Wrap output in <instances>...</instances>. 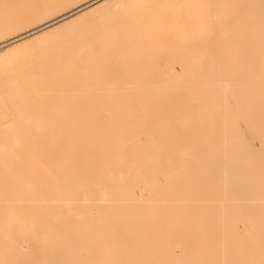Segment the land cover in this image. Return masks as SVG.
Masks as SVG:
<instances>
[{
	"label": "rangeland",
	"instance_id": "obj_1",
	"mask_svg": "<svg viewBox=\"0 0 264 264\" xmlns=\"http://www.w3.org/2000/svg\"><path fill=\"white\" fill-rule=\"evenodd\" d=\"M212 2L209 0H152L148 8L140 10L139 7L134 6L131 13L118 16L113 22V32L123 27L128 28L130 47L131 43L136 42L139 37L136 34L141 32L137 30V27L144 26L145 22L148 26L149 21L153 20L154 16L148 13L163 7L167 10V13L154 23L158 28L153 32H147V46L135 48L132 44L134 51L146 50L154 54L156 57L150 58L153 62L142 67L129 66L131 76L121 84L116 83L115 74L112 73L107 76L106 82L89 88L84 86L80 81L81 76L77 75L76 83L71 87V93L76 96V100L48 96L6 97L5 99L0 96V110L3 107V111H0V114L3 112L0 115L2 116L0 124L4 126L9 121L13 123L9 127L7 124L8 128L0 125L2 128V130L0 128V198H2L0 199V208H2L0 209V226L6 228L5 233L9 236L15 235L14 229L17 226L30 224L31 228H38L37 232L47 234L48 240L51 241L53 236L58 237L55 240H59L62 233L63 235L77 233L81 225H79L78 212H75L76 218L72 217L70 225L64 226L63 223H57L58 229L51 231L53 224L46 225L42 210L26 207V200H18L17 193L13 191L16 181L21 183L31 176L29 165L31 157L29 146L31 145L25 143L27 139H30L31 115L47 117V120L51 121L50 129L56 128L50 137L60 141L61 134L58 130L60 131L61 124H64L66 119L54 122L50 116L56 113V108L68 105L74 120L77 116L85 118L90 116L93 120L99 118L102 121L104 118L102 122L107 123L113 120V116L127 113L132 120L129 126L141 131L138 138L153 141V143H145L144 146L153 145L159 152L167 154V158L163 160L165 171L169 170V154H173L171 168H173L172 172H175L172 175L177 174V178L170 179L172 176H167V173L162 172V176L159 173L158 178L161 182L165 178L167 187L156 194L153 191L150 192L149 189H152L146 186L143 187L144 190L136 189L137 199H149L145 200L146 202L155 200L157 209L153 217L127 216L132 222L128 223L127 227L134 226L131 230H126L127 237L132 238V242L137 243L141 237H145L153 244L157 242L156 245H160L159 243L163 240L171 241L172 245H175L174 242L177 241L176 243H179L175 245L177 251L181 249L178 247L182 243L187 245L196 243V249L207 251L209 248L206 245L214 243L212 238L215 240L217 236H221L228 241L230 249L235 250L237 259L240 257V252L249 253L247 254L250 258L248 262H255V258H259V262L264 259V251H262L264 250L262 248L264 247V30H261V35H257L261 36L257 40L262 42L253 44L254 0H212ZM124 4L132 6L130 1ZM70 8L72 6L67 9ZM210 8L214 9L212 13ZM237 13H239L238 16H236ZM213 18L216 20L214 21ZM94 22L101 23V20ZM185 29L186 32H184ZM15 35L0 39V42ZM226 41L228 46L225 44ZM34 46L36 47V44L26 48L32 49L35 48ZM26 48L17 51V54L22 53ZM12 55L16 53L5 54L0 62L8 60ZM184 57H188L189 62L183 60ZM126 70H124L125 74ZM145 73H150L147 79L143 76ZM0 75V86L7 83L14 88H21L23 85L20 83V79L23 78L22 71L16 75L0 72ZM218 80L223 81L220 85L221 89H225L224 93L222 92L225 96L223 98H220L222 94L221 91L219 93L220 89H217L219 88ZM83 90L94 91V94L90 97L87 95L86 99L81 100L80 95ZM146 90L150 94H144ZM107 93L114 99L122 96L128 100L130 103L128 105L126 103V106L131 108L129 112L115 111L114 103L107 99ZM8 107L12 108L11 113ZM99 111L105 114L101 115ZM106 111L110 114L106 115ZM144 113H147L149 118L153 116V120L148 121L146 129L137 126L139 117ZM8 118H13L15 123L11 119L7 120ZM65 129L76 132L80 127L74 124ZM81 129L84 128L81 127ZM20 131L22 137L26 138L25 141ZM142 131L148 132L142 133ZM18 137L24 141L20 145L13 142L19 140ZM46 146L50 150L47 149L49 153L56 154L55 160L60 159L58 155L64 148L61 143H50ZM69 151L74 152V149ZM161 186L163 187L162 183ZM139 189L144 194L143 198H141L142 193L138 195ZM46 191V197H51L52 191H48V188ZM169 201L174 203L170 204ZM175 202L179 205V209L173 206ZM162 205L163 207L160 208ZM216 211L224 212V218L230 222L221 225L212 222V219L216 218ZM95 213H98L97 210ZM212 213L216 215H210ZM103 216L107 217L105 214L102 216L101 213L98 214V217ZM193 227L194 229L197 227V231H192ZM229 230L231 233L236 232V235L232 236ZM56 232L60 233L59 236L54 235ZM201 238L203 240H200ZM74 240L76 237H72L70 241ZM33 250L36 253L39 249L34 246L33 249H29V252L32 253ZM257 253L261 255L255 257ZM82 254L84 258H92L86 251ZM98 256L94 258L97 259ZM57 258L62 259L60 256Z\"/></svg>",
	"mask_w": 264,
	"mask_h": 264
},
{
	"label": "bare ground",
	"instance_id": "obj_2",
	"mask_svg": "<svg viewBox=\"0 0 264 264\" xmlns=\"http://www.w3.org/2000/svg\"><path fill=\"white\" fill-rule=\"evenodd\" d=\"M127 1H130L132 6L124 4ZM151 1L0 0V39L3 40L7 36L17 34L0 42V59L5 54L16 53L8 60L0 62V72H10L16 75L22 71L23 74V78L20 79V83L23 84L21 88H14L5 83L0 86V96L5 97V99L6 97L41 98L48 96L60 97L64 100H68V98L76 100V96L71 93V87L75 85L77 75L81 76L80 81L84 86L89 88L106 82L107 76L112 73L115 74L116 83L121 84L127 77L131 76L129 66L142 67L153 62L150 58H153L154 54L146 50L134 51L132 44L135 45V48L147 46V32H153L158 28L154 23L166 14L167 10L163 7L156 11H150L148 14L154 16L153 20L149 21L148 26L145 22L144 26L137 27V30L141 32L136 34L139 37L136 42L131 43L130 47L128 45L130 40L128 28L123 27L113 32V22L118 16H126L131 13L134 6L139 7L140 10L145 7L148 8ZM209 1L212 2V0ZM253 4V44H260L262 41H258L257 38L261 36L257 35H261V30H264V0H254ZM165 5L167 6V4ZM71 6L72 8L67 9ZM211 8L214 7L211 6ZM213 10L211 9V13ZM98 19L101 20V23L94 22ZM31 44H36V47L26 48ZM225 44L227 45L228 42L226 41ZM24 48L26 49L22 53L17 54V51ZM183 60L189 62L188 57H184ZM218 61L217 64H219ZM124 70L127 71L126 74ZM149 74L145 73L144 78L147 79ZM218 81L219 88L217 89H220L219 93L221 91L222 94L225 90L220 88L223 81ZM59 86L60 88H57ZM82 92L81 100L86 99L87 95L90 97L94 94V91L91 90H83ZM107 94V99L114 103L113 109L115 111L129 112L131 108L126 106V103L127 105L130 103L128 100L122 96L114 99L111 94ZM144 94L150 93L146 90ZM222 95L220 98L225 97ZM2 102L4 103V101ZM6 105L8 106L7 102ZM8 108L10 109V107ZM9 109L8 111L11 113L12 108ZM70 110V106L61 105L56 108V113L50 116L54 122L66 119V122L61 124L63 131L58 126L61 128L60 131L58 130L61 134L60 141L50 137L56 128L50 129L51 121H48L47 117L31 115L30 139L25 141L26 138L22 137L20 131L25 143L31 145L29 146L31 149L29 160L31 176L24 182L16 181L13 191L17 193L18 200H26V207H36L42 210L46 218V225L53 224L51 231L58 229L57 223H63L64 226L70 225L73 220L72 217L76 215L75 212H78L79 225H81L77 233L74 232L73 235L68 233L63 235L62 233L59 236L60 233L56 232L54 235H58L59 240H55L58 237L53 236L51 241L48 240L47 234L37 232L38 228H31L30 224L17 226L14 229L16 234L12 236L5 233V227L0 226V261L29 260L36 262V264H225V262L228 264H247L250 259L247 255L249 253L240 252V257L237 259L235 250H231L228 241L221 236H217L218 238L215 240L212 238L214 243L206 245L209 248L207 251L196 249V243H188V245L180 243L178 248L181 249L177 251L175 246L176 244L179 245L176 243L177 241L174 242L175 245H172L171 241L163 240L162 243H159L160 245H156L157 242L153 244L145 237H141L137 243L132 242V238L127 237L126 230H131L134 226L127 227L128 223H132L127 216L153 217L155 215L157 209L155 200L146 202L145 200L149 199L144 200L142 190L146 186L151 188L152 190L149 189V191H153L155 194L159 191L162 192L167 186L164 182L165 178L162 177L164 183L158 178L159 173L161 176L164 172V174L167 173V176H172L170 179L177 176V174L176 176L172 175L175 172H172L173 168H171L174 160L173 154H169V170L165 171L163 160L167 158V154L164 153V155L163 152H159L153 145L144 146L145 143H153V141L138 138L141 131L139 132L134 129L135 127L129 126L132 120L131 116H127V113L124 115L117 114L113 116L112 121L103 123L104 118L102 119V117L100 118L102 121L99 118L93 120L90 116L88 118L77 116L74 120ZM0 111H3V107ZM99 112L101 115L105 114ZM107 113L109 112L106 111V115ZM1 118L2 116L0 120ZM9 119L15 121L13 118L7 120ZM151 119L153 120V116L149 118V115L144 113L139 117L137 126L146 129L148 121ZM9 122L4 126L0 125L3 128H8L13 124ZM74 124L80 127L76 132L65 129ZM144 132L148 131H142V133ZM24 141L19 138L13 142L20 145ZM57 142L61 143L64 148L58 155L60 159L55 160L56 154L49 153L46 145ZM20 147L22 148V146ZM70 149H74V152L69 151ZM16 157L19 156L16 155ZM202 182L204 181L202 180ZM47 188L48 191H52L49 198L46 197ZM138 188H142L137 192H140L138 195L142 193L141 198L143 199L136 198V189ZM169 202L170 204L174 203V201ZM173 206L179 209L176 202ZM162 207L163 205L160 208ZM96 210L97 214L95 213ZM100 213L101 216L105 214L107 217H98ZM215 213L219 216L218 218ZM215 213L217 220L213 221L216 219L213 218L212 222H216L218 225L230 222L224 218V212L216 211ZM210 215L214 216L213 213ZM138 228L140 229V227ZM197 229L195 227L192 231H197ZM201 231L203 232V230ZM235 233H231V235L234 236ZM72 237H76V240L70 241ZM193 237L194 235L191 239ZM34 246H37L39 250L36 253L34 250L30 253L29 249H33ZM83 251L90 253L88 255L92 256V260L87 257L84 258L82 256ZM96 255H99L97 259L94 258ZM260 255L257 253L255 257ZM58 256L62 259L57 258ZM255 259V262L260 264L259 258Z\"/></svg>",
	"mask_w": 264,
	"mask_h": 264
},
{
	"label": "snow or ice",
	"instance_id": "obj_3",
	"mask_svg": "<svg viewBox=\"0 0 264 264\" xmlns=\"http://www.w3.org/2000/svg\"><path fill=\"white\" fill-rule=\"evenodd\" d=\"M0 264H36V262L29 260H10L0 261ZM225 264H228V262H225ZM247 264H255V262H247ZM260 264H264V259L260 261Z\"/></svg>",
	"mask_w": 264,
	"mask_h": 264
}]
</instances>
